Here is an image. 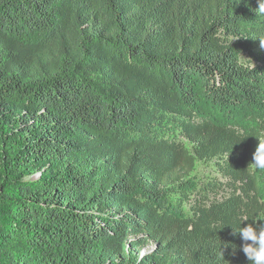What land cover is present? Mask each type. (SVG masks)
<instances>
[{"label":"trees","instance_id":"obj_1","mask_svg":"<svg viewBox=\"0 0 264 264\" xmlns=\"http://www.w3.org/2000/svg\"><path fill=\"white\" fill-rule=\"evenodd\" d=\"M258 7L0 0V264H249L232 232L264 218Z\"/></svg>","mask_w":264,"mask_h":264},{"label":"clouds","instance_id":"obj_2","mask_svg":"<svg viewBox=\"0 0 264 264\" xmlns=\"http://www.w3.org/2000/svg\"><path fill=\"white\" fill-rule=\"evenodd\" d=\"M257 14L264 15V0H259ZM261 47H264V40H260ZM258 138V145L252 154L250 163L252 170L264 171V138ZM246 226L234 230L232 235L239 234L241 241V250L244 253L249 264H264V218L253 220Z\"/></svg>","mask_w":264,"mask_h":264},{"label":"rangeland","instance_id":"obj_3","mask_svg":"<svg viewBox=\"0 0 264 264\" xmlns=\"http://www.w3.org/2000/svg\"><path fill=\"white\" fill-rule=\"evenodd\" d=\"M184 145L190 149L191 145L184 141ZM191 177H194L196 182L199 185H204L208 181H222L217 174V170L215 167V161H197L195 162L193 173ZM183 210L185 213H189L188 205H183ZM152 245L147 246L145 249H151ZM145 249L142 250V253L145 252Z\"/></svg>","mask_w":264,"mask_h":264}]
</instances>
